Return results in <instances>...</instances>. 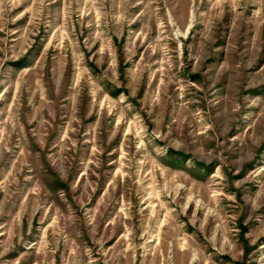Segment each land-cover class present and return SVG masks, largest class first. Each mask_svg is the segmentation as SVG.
I'll use <instances>...</instances> for the list:
<instances>
[{"label":"rangeland","instance_id":"1","mask_svg":"<svg viewBox=\"0 0 264 264\" xmlns=\"http://www.w3.org/2000/svg\"><path fill=\"white\" fill-rule=\"evenodd\" d=\"M0 264H264V0H0Z\"/></svg>","mask_w":264,"mask_h":264}]
</instances>
